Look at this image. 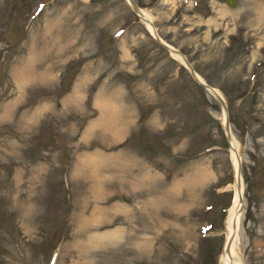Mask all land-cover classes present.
<instances>
[{
  "label": "rangeland",
  "instance_id": "374dc122",
  "mask_svg": "<svg viewBox=\"0 0 264 264\" xmlns=\"http://www.w3.org/2000/svg\"><path fill=\"white\" fill-rule=\"evenodd\" d=\"M134 1L225 100L264 264V0ZM221 110L126 0H0V264H220Z\"/></svg>",
  "mask_w": 264,
  "mask_h": 264
},
{
  "label": "bare ground",
  "instance_id": "6f19581e",
  "mask_svg": "<svg viewBox=\"0 0 264 264\" xmlns=\"http://www.w3.org/2000/svg\"><path fill=\"white\" fill-rule=\"evenodd\" d=\"M140 19L141 20H151V16L149 14V12L143 8H140ZM147 22V23H146ZM145 22V26L148 30V32H150L152 35L153 31H152V26L149 25L148 21ZM172 49L174 50H169V52L171 53V55L177 59L178 61H183V57H182V53L179 51H176L175 48L172 47ZM197 78L199 81L204 82V80L198 75L196 74ZM204 88H206V90L208 92H210L214 97H217L218 95L222 96V94L218 91L217 88L210 86L209 84L204 83ZM222 110H221V114H220V119H221V123L222 125L224 124L225 121V115H226V109L224 108V106L221 104ZM226 131V138L228 141V145H229V151H230V158H231V164H232V168H233V173H234V186H233V198H232V203L228 208V214L226 217V238H225V243H224V247L221 250V258H220V264H239L235 257V252H234V247H233V241H234V237L236 234V228H237V221H238V216L240 213V209H241V203L243 200V188H242V180H241V176L239 173V157L241 155H239L238 150H237V142L234 139L235 137L232 136L231 132H230V128H228ZM239 148V147H238ZM241 193V199L239 197V194Z\"/></svg>",
  "mask_w": 264,
  "mask_h": 264
},
{
  "label": "water",
  "instance_id": "95a60500",
  "mask_svg": "<svg viewBox=\"0 0 264 264\" xmlns=\"http://www.w3.org/2000/svg\"><path fill=\"white\" fill-rule=\"evenodd\" d=\"M226 1V3H228L229 5H233L234 4V2H235V0H225ZM127 2H128V4H129V6H130V8L135 12V14L138 16V17H140V15L139 14H141V13H139L140 12V8L138 7V5L135 3V1L134 0H127ZM145 22L146 21H148L149 23V25H151L152 26V31H153V37H154V39L162 46V47H164L165 49H167V50H173L172 49V47L169 45V44H167L166 42H164L159 36H158V34L156 33V30H155V28H154V26H153V24L150 22V20H144ZM147 23V22H146ZM174 51V50H173ZM177 51V50H176ZM182 55V54H181ZM182 57H183V61H184V65L187 67V69H188V71H189V73L192 75V77L199 83V84H202V85H204V83L205 82H202V81H199L198 80V78H197V76H196V72L194 71V69L192 68V66L190 65V63L186 60V58L182 55ZM217 99H218V101L220 102V104H222L223 106H224V108L226 109V103H225V101H224V99H222V97L220 96V95H218L217 96ZM229 128V120H228V116H227V113H226V115H225V121H224V124H223V130H224V133H225V137H226V131H225V129L227 130ZM239 197H240V199L242 198L241 197V193L239 194Z\"/></svg>",
  "mask_w": 264,
  "mask_h": 264
}]
</instances>
